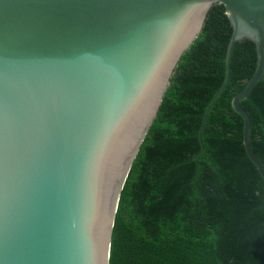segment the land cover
<instances>
[{"label":"water","instance_id":"95a60500","mask_svg":"<svg viewBox=\"0 0 264 264\" xmlns=\"http://www.w3.org/2000/svg\"><path fill=\"white\" fill-rule=\"evenodd\" d=\"M234 45L256 46V69L231 102L241 108L264 75V0H0V264H109L121 192L181 56L212 6Z\"/></svg>","mask_w":264,"mask_h":264},{"label":"trees","instance_id":"16d2710c","mask_svg":"<svg viewBox=\"0 0 264 264\" xmlns=\"http://www.w3.org/2000/svg\"><path fill=\"white\" fill-rule=\"evenodd\" d=\"M181 56L121 192L109 264H264V181L243 146V121L231 102L256 69L255 44L235 43L224 5ZM250 147L264 169V75L240 104Z\"/></svg>","mask_w":264,"mask_h":264}]
</instances>
